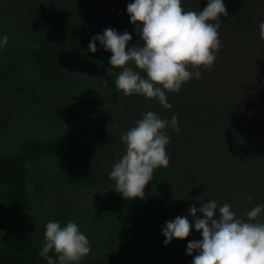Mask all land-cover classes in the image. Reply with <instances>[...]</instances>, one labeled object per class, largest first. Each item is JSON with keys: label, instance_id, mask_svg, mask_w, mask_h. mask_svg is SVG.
Returning a JSON list of instances; mask_svg holds the SVG:
<instances>
[{"label": "trees", "instance_id": "obj_1", "mask_svg": "<svg viewBox=\"0 0 264 264\" xmlns=\"http://www.w3.org/2000/svg\"><path fill=\"white\" fill-rule=\"evenodd\" d=\"M110 1L0 0V36H9L0 47V264H47L38 253L48 220L79 224L92 249L79 264H192L198 253L187 254V243L200 233L192 228L165 245V221L192 222L188 209L208 199L230 203L244 220L264 204L263 126L206 117L218 109L187 84L165 90L170 109L115 87L121 68L109 65L112 53L99 41L88 50L92 35L112 27L141 42L132 25L110 16ZM224 3L236 34L250 36L258 0ZM182 7L204 8L199 0ZM149 110L164 119L175 113L180 132L166 129L170 162L154 170L144 197L125 198L109 173L125 148L121 133ZM224 125L231 136H221ZM253 219L264 223V212Z\"/></svg>", "mask_w": 264, "mask_h": 264}, {"label": "clouds", "instance_id": "obj_2", "mask_svg": "<svg viewBox=\"0 0 264 264\" xmlns=\"http://www.w3.org/2000/svg\"><path fill=\"white\" fill-rule=\"evenodd\" d=\"M126 11L142 43L131 44L132 35L127 30L121 33L106 27L102 33L92 35L88 50L96 52L99 41L105 51L112 53L109 65L121 68L114 85L125 95L136 93L155 98L170 109L172 104L165 90L179 92L191 78H202L198 66L211 68L214 64L221 47L218 33L223 23L221 16L229 15L224 0H207L199 11L184 10L182 0H130ZM258 31L264 40V21H260ZM8 40L7 34L0 36V47ZM133 64L146 75L135 70ZM169 127L179 134L175 113L164 119L149 110L133 127L121 133L125 148L109 176L115 181L114 190L123 197L143 198L154 170L169 165L166 151ZM188 212L192 222L187 216H176L165 221L161 231L165 245L174 238H187L192 228L200 233L201 239L187 243V254L194 250L198 253L192 264H264V223L253 219L264 212V204L252 207L247 212L248 220L238 217L230 203L218 204L215 199L202 201L199 208L192 205ZM44 227V241L38 254L47 264H79L82 257L90 254L89 239L74 220L63 226L57 220H48ZM50 250L58 254L55 259L49 255Z\"/></svg>", "mask_w": 264, "mask_h": 264}, {"label": "rangeland", "instance_id": "obj_3", "mask_svg": "<svg viewBox=\"0 0 264 264\" xmlns=\"http://www.w3.org/2000/svg\"><path fill=\"white\" fill-rule=\"evenodd\" d=\"M199 1L206 6L207 0ZM129 2L130 0L110 1L108 11L111 17L120 18L135 27L129 22V14L126 11ZM258 2L260 10L256 15L254 30L246 38L236 34L230 15L221 16L223 23L218 29L221 47L217 51L213 66L211 68L198 66L202 78L193 77L184 83L193 87L204 104L218 109L206 111V117L211 116L213 112L224 121L225 119L232 121L236 116L235 120L239 123L250 119L264 128V40L260 38L258 31L260 21H264V0ZM139 40L142 43L140 37ZM190 70L195 71L191 67ZM223 131L224 134L221 136L224 138L225 134L231 136L225 133V125ZM199 135L203 138L212 136L203 131ZM222 172L225 179L224 170ZM214 180L212 184L215 187L217 180ZM221 180L220 184H223Z\"/></svg>", "mask_w": 264, "mask_h": 264}]
</instances>
